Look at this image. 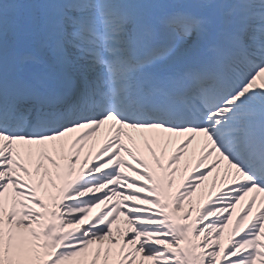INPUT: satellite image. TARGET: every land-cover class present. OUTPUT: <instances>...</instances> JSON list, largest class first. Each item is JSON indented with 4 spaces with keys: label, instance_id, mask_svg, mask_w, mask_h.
<instances>
[{
    "label": "snow or ice",
    "instance_id": "snow-or-ice-1",
    "mask_svg": "<svg viewBox=\"0 0 264 264\" xmlns=\"http://www.w3.org/2000/svg\"><path fill=\"white\" fill-rule=\"evenodd\" d=\"M0 264H264V0H0Z\"/></svg>",
    "mask_w": 264,
    "mask_h": 264
},
{
    "label": "bare ground",
    "instance_id": "bare-ground-1",
    "mask_svg": "<svg viewBox=\"0 0 264 264\" xmlns=\"http://www.w3.org/2000/svg\"><path fill=\"white\" fill-rule=\"evenodd\" d=\"M107 135L106 129L102 128L100 130V132L97 134V136L93 137L91 140L87 141L85 143L84 149L81 153V158L83 157V155L87 154L89 151V148H92V152L93 155L95 153V151H97L101 145L102 140L104 139V137ZM191 147V146H190ZM169 151H171V147L169 148ZM124 159L126 160V162L128 163H132L130 161V159L128 157H124ZM216 159V155L209 157V159L206 161V164H210L211 162H213ZM89 160L91 162V157H89ZM181 164H183V158L181 160ZM194 164V161H193ZM224 162H221L220 164V168L218 171H213L212 175H210L200 186V188L196 189V192L194 193L192 199L193 202L195 203L196 198L201 194L204 193L205 195L210 191L212 193V196L214 197L216 194H218V192L222 189V188H227L230 186V183H221V176L223 175V168H224ZM80 167V162H77L76 164V168L79 169ZM126 171V170H125ZM189 172H191V169H189ZM128 175L131 176V173H127ZM213 178H215V187H212V181ZM138 179V178H137ZM179 181V177H176L174 180V188H175V184L176 182ZM253 195V193H249V195L247 197H245L243 200L240 201V203H238L236 205V208L233 211V219L232 222H230L229 228L228 230L230 231L231 225L232 223L235 222L236 216L237 214H239L243 208V206L245 205V203L247 202V200ZM258 200L261 199V197L257 198ZM187 205L185 204L184 207H186ZM103 207V206H101ZM184 207L182 208V211L184 210ZM100 209H93V212L90 213L89 215H94L97 211H99ZM196 213L195 211L193 212V216L189 217V221H191L192 219H194ZM246 223V222H245ZM117 226H121L123 227V221L113 225L114 229ZM227 229H225L226 231ZM229 233L227 235L223 234L221 237V242L224 243L227 240Z\"/></svg>",
    "mask_w": 264,
    "mask_h": 264
},
{
    "label": "rangeland",
    "instance_id": "rangeland-1",
    "mask_svg": "<svg viewBox=\"0 0 264 264\" xmlns=\"http://www.w3.org/2000/svg\"><path fill=\"white\" fill-rule=\"evenodd\" d=\"M184 208H186V207H184ZM119 219V218H118ZM118 219H117V222H118ZM229 233V230L227 229L225 232H224V234L225 235H227Z\"/></svg>",
    "mask_w": 264,
    "mask_h": 264
}]
</instances>
